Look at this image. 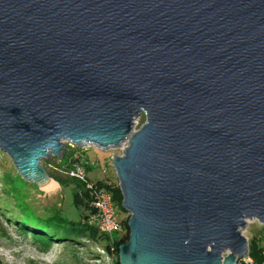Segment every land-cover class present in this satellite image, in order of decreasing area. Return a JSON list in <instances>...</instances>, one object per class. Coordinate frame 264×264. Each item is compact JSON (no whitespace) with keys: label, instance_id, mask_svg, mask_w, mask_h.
Wrapping results in <instances>:
<instances>
[{"label":"water","instance_id":"water-1","mask_svg":"<svg viewBox=\"0 0 264 264\" xmlns=\"http://www.w3.org/2000/svg\"><path fill=\"white\" fill-rule=\"evenodd\" d=\"M64 140L126 143L119 264H236L264 223V0H0V150L42 184Z\"/></svg>","mask_w":264,"mask_h":264},{"label":"rangeland","instance_id":"rangeland-1","mask_svg":"<svg viewBox=\"0 0 264 264\" xmlns=\"http://www.w3.org/2000/svg\"><path fill=\"white\" fill-rule=\"evenodd\" d=\"M143 122L144 115L141 114L136 128ZM63 142L65 150L60 157L51 155L41 162L48 174L59 175L68 184L62 186L50 177L54 189L24 179L10 157L0 150V264H119L115 254L105 252L102 240L94 241L86 237L73 240L63 236L47 240L23 226L22 208L26 206L40 218L53 215L56 209H60L77 222L84 219L85 208L75 204L76 183L68 174L79 157L91 180L118 183L112 157L121 154L120 146L101 149L88 144L77 146L68 140ZM17 177L23 181L19 194L14 190L15 183L19 182ZM19 203L23 204L22 208ZM116 213L120 222L129 215L122 204H116ZM240 230L248 243L252 237L264 241V223L255 218L247 219L245 228ZM124 231L123 223L122 231L115 232L113 236L119 238Z\"/></svg>","mask_w":264,"mask_h":264},{"label":"trees","instance_id":"trees-1","mask_svg":"<svg viewBox=\"0 0 264 264\" xmlns=\"http://www.w3.org/2000/svg\"><path fill=\"white\" fill-rule=\"evenodd\" d=\"M49 176L60 183L62 186L67 184L66 180L59 175L49 173ZM18 177L17 180L19 182L15 183V186L18 187V189L14 187V190L17 191L16 194H19L20 185L21 183H23V181ZM72 179V182L76 183L75 204L77 206H83L86 211V216L82 221L77 222L69 218V216L64 214V212H62L60 209H56L53 215L47 216L45 218H40L37 217L27 206L25 209L22 208L23 204L19 203L24 212L22 217L23 226L29 227L31 231L44 236V238H46L47 240L59 238V236H63L64 238H71L73 240L81 239L84 237L94 241L102 240L105 243V252L115 254L116 262L119 263V246L120 244L126 242L129 237V228L127 224L129 215L121 221V225L123 223L125 225V231L119 236V238H115L114 236L110 238L109 236L100 233L97 229V226L90 222V217L95 213L96 209L93 204L94 198L92 197L90 190L86 187L87 183L81 182L76 178ZM87 181L91 182L95 188H108L113 194L115 203L119 205L122 204V194L118 183L111 184L106 180L93 181L88 176ZM248 257L251 258L252 262L247 264H264V241H262L258 237H252L248 243ZM240 264L246 263L241 262Z\"/></svg>","mask_w":264,"mask_h":264},{"label":"built area","instance_id":"built-area-1","mask_svg":"<svg viewBox=\"0 0 264 264\" xmlns=\"http://www.w3.org/2000/svg\"><path fill=\"white\" fill-rule=\"evenodd\" d=\"M137 120L138 118L134 121V129H137ZM125 146L126 143L124 142L120 147L124 149ZM68 174H70L72 178L87 183L86 187L90 190L94 198L93 204L96 209L95 213L90 217V222L97 226L99 232L111 238L115 232L121 231L122 225L117 217L116 203L111 190L108 188H95L91 182L87 181L86 169L80 157L68 171ZM241 262L247 264L252 262V260L247 254L243 258L238 259L236 264H240Z\"/></svg>","mask_w":264,"mask_h":264},{"label":"bare ground","instance_id":"bare-ground-1","mask_svg":"<svg viewBox=\"0 0 264 264\" xmlns=\"http://www.w3.org/2000/svg\"><path fill=\"white\" fill-rule=\"evenodd\" d=\"M53 181H51L50 179H45L42 183V186L45 187V188H51V189H54V185H53Z\"/></svg>","mask_w":264,"mask_h":264}]
</instances>
